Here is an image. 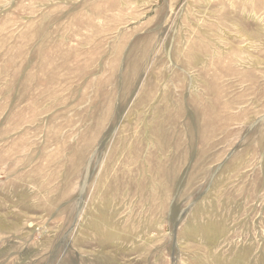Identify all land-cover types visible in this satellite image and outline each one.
<instances>
[{"label": "rangeland", "instance_id": "obj_1", "mask_svg": "<svg viewBox=\"0 0 264 264\" xmlns=\"http://www.w3.org/2000/svg\"><path fill=\"white\" fill-rule=\"evenodd\" d=\"M239 257L264 264V0H0V264Z\"/></svg>", "mask_w": 264, "mask_h": 264}, {"label": "bare ground", "instance_id": "obj_2", "mask_svg": "<svg viewBox=\"0 0 264 264\" xmlns=\"http://www.w3.org/2000/svg\"><path fill=\"white\" fill-rule=\"evenodd\" d=\"M197 227H200V226H197ZM196 230H198V229H196ZM200 230H201L200 232H202L204 234L206 239L212 243L217 239V236H219V233H221L220 228H217L215 225L214 226L208 225V226L203 227ZM106 236H107V239H108V236H109V238L117 237V235L112 233V232L107 233ZM244 261H245V259L243 257H239L234 262H232V264H244Z\"/></svg>", "mask_w": 264, "mask_h": 264}]
</instances>
